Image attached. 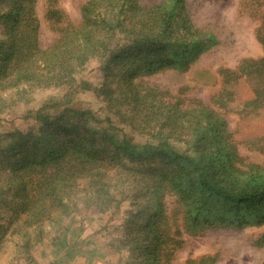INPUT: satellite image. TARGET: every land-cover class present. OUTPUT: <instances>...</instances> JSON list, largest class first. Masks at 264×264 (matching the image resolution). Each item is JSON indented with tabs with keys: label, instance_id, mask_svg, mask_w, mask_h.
<instances>
[{
	"label": "trees",
	"instance_id": "trees-1",
	"mask_svg": "<svg viewBox=\"0 0 264 264\" xmlns=\"http://www.w3.org/2000/svg\"><path fill=\"white\" fill-rule=\"evenodd\" d=\"M37 1L0 0V114L28 104L33 90L63 94L27 107L21 118L33 124L26 130L0 133V243L16 238L23 260L36 264L32 250L56 244L65 221L85 209L111 214L102 227L100 218L90 220L85 241H98L107 260L89 264H172L185 234L264 226V163L242 156L226 118L241 79L252 97L237 114L264 108L263 28L262 56L218 68L219 87L207 104L144 81L190 71L218 43L193 24L184 0H86L78 23L59 0H45L44 21L57 35L45 48ZM92 60L99 61L98 81L79 80ZM85 91L101 115L78 99ZM104 230L106 240H96ZM252 242L264 246V231ZM216 259L205 254L184 264Z\"/></svg>",
	"mask_w": 264,
	"mask_h": 264
},
{
	"label": "rangeland",
	"instance_id": "rangeland-1",
	"mask_svg": "<svg viewBox=\"0 0 264 264\" xmlns=\"http://www.w3.org/2000/svg\"><path fill=\"white\" fill-rule=\"evenodd\" d=\"M86 0H59V5L75 22L80 21L79 6ZM143 6H150L161 0H138ZM45 0H38L36 11L40 20L39 45L43 48L53 43L57 35L52 32L44 21ZM184 6L193 24L199 29L211 32L218 43L209 51L201 54L191 66V70L179 73L169 70L144 78L150 86L161 87L170 93L186 97H196L209 103V96L219 87L216 71L218 68L234 67L241 58L262 56V45L257 38V32L264 29V0H184ZM99 61L92 60L85 70L78 75L79 80L96 83L100 77ZM236 99L231 104L232 111L227 115L229 129L235 133L242 156L254 163H264V108L257 115L251 114L241 118L237 114L242 103L252 97L250 84L241 79L234 86ZM61 89L50 88L33 90L29 103L19 102L11 109L0 114V133L12 128L26 130L32 121L21 117L27 107H38L43 101L59 98ZM4 96H11L10 94ZM83 104L91 107L101 115L99 101L90 91L78 94ZM76 218L67 219L69 228L61 233L60 239L51 246L47 240L32 250L36 264H51L52 262L89 264L92 258L100 262L107 259V250L101 249V244L86 243V237L91 232V219L100 218L98 225L102 227L111 214L95 215L90 210L80 209ZM123 212L112 213L117 221ZM83 219V221H80ZM2 222V220L0 221ZM70 222V224H69ZM81 226L80 228L78 226ZM91 228V229H90ZM49 230V227H47ZM264 231V226L247 227L240 231L221 229L206 231L196 236L184 235L185 246L180 250L172 264H184L188 257H198L205 254H216L217 259L212 264H262L264 262V246L257 247L252 240ZM106 230L94 237L105 241ZM54 235L52 231V236ZM66 237V238H65ZM14 237H9L0 243V264H27L23 255L18 252ZM89 244V245H88ZM96 246V247H95ZM88 255L91 257H88ZM121 261V259L119 260ZM123 262H115L122 264Z\"/></svg>",
	"mask_w": 264,
	"mask_h": 264
}]
</instances>
